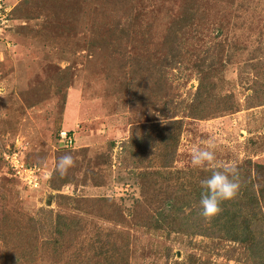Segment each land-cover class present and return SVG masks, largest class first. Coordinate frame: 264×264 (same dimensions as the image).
Returning a JSON list of instances; mask_svg holds the SVG:
<instances>
[{
  "label": "rangeland",
  "instance_id": "374dc122",
  "mask_svg": "<svg viewBox=\"0 0 264 264\" xmlns=\"http://www.w3.org/2000/svg\"><path fill=\"white\" fill-rule=\"evenodd\" d=\"M21 1L5 0L12 8ZM189 6L196 10L187 16L190 26L185 29L189 59L186 65L160 72L163 39ZM21 12L28 17L11 16L10 25L0 32V227L14 232L26 218L44 216L45 210L79 213L87 220L76 245L60 255H40L30 264H78L70 256L77 246L88 247L97 229L105 233L114 228L131 236L130 264H236L226 253L233 243L216 250L213 241L199 234L154 236L134 221L118 224L99 207L92 215L73 203H59L58 196L109 199L127 215L141 197L139 173L148 169L125 149V142L148 131L133 130L136 125H163L171 117L182 121L175 167H193L192 148L209 144L217 165L264 157V105L250 107V77L238 72V61L252 52L263 55L255 48L264 39V0H32ZM119 19L134 22L133 40L126 49L156 62L155 81L127 66L130 59L123 63L115 58L108 47L89 48L96 28L105 31ZM219 40L227 42L231 59L223 49H215ZM211 54L220 69L219 90L233 91L242 108L197 119L187 113L199 83L192 67ZM159 76L164 79L161 84ZM61 130L74 136L72 147L61 143ZM8 151H18L26 163L40 164L41 184L30 188L16 178L3 158ZM65 154L73 159L66 172L69 181L53 186L43 182ZM5 244L0 241V264H11Z\"/></svg>",
  "mask_w": 264,
  "mask_h": 264
},
{
  "label": "trees",
  "instance_id": "16d2710c",
  "mask_svg": "<svg viewBox=\"0 0 264 264\" xmlns=\"http://www.w3.org/2000/svg\"><path fill=\"white\" fill-rule=\"evenodd\" d=\"M31 1L22 0L12 8L11 15L15 18H27L29 14L22 13L21 8ZM192 7L189 6L185 12L183 11L163 39L162 50L165 53L160 56V72L169 66L186 65L189 59L186 55L189 41L186 39L185 29L190 26L187 20L191 17L187 16L195 15L196 10ZM123 14L129 15L126 12ZM121 20L105 31V28H96L89 40V48L108 47L115 58L124 61L123 63L130 59L131 64L127 66L137 67L141 75L144 74L148 79L155 81L153 66L156 62L151 57L146 59L141 55H130L126 49L129 41L133 40L131 34L135 27L134 22L128 19L120 22ZM143 38L146 41L147 36ZM260 40H263V43L259 42L255 51L261 50L263 55L259 56L252 52L245 61H238L240 76L250 77L246 88L249 92L246 100L248 102L252 100L250 107L264 105V39ZM214 46L217 50L225 51L227 60L231 59L225 40H219ZM217 50L214 54L220 58L221 54ZM207 52L208 50L205 54ZM216 56L203 55L202 58H198L199 64L192 67L197 73L199 83L187 108L190 117L209 119L242 108V103L236 99L233 91L219 90L223 86L220 83V69L214 58ZM209 57H212L213 61L207 62L206 59ZM66 69L68 67L64 71H67ZM162 77L164 78L163 75ZM162 77L159 76L157 80L160 84L164 80ZM139 125L133 130L143 127L148 128V131L137 138L135 135L130 136L129 141L125 142V149L133 152L135 159L146 164L145 169L148 170L139 173V176L143 181H147H141V197L135 199L133 208L127 215L123 208L105 198L59 195V203H73V207L92 215L97 213L95 207H99L102 213L107 214L103 215L112 221L128 225L134 221L154 236L168 238L178 233L188 236L199 234L213 241L212 247L216 250L224 244L233 243L229 245L226 253L236 261V264H264V157L245 158L243 162L236 164L239 184L237 195L231 200L222 201L219 205L221 211L215 217L205 219L200 215L198 203L200 181L210 175V172L193 167L174 166L182 121L171 117L163 125L159 122H151L149 126ZM67 177V174L60 176L54 170L43 182L49 181L52 186L56 182L62 185L69 181ZM45 211L49 215L47 213L39 218L28 217L14 232L0 227V241L6 242L4 248L11 251V264H17V257L27 259L26 262L19 260L20 264H30L40 255L65 253L87 230V220L79 213ZM96 232L95 239H92L88 247L80 243L70 254L78 264H130L131 236L128 232L115 228L105 233L99 229ZM7 241L12 242L8 244Z\"/></svg>",
  "mask_w": 264,
  "mask_h": 264
},
{
  "label": "clouds",
  "instance_id": "9594fccd",
  "mask_svg": "<svg viewBox=\"0 0 264 264\" xmlns=\"http://www.w3.org/2000/svg\"><path fill=\"white\" fill-rule=\"evenodd\" d=\"M212 149L211 144L206 147L194 146L190 153L193 168L210 172V175L200 181L198 203L200 215L205 219L215 217L221 211L220 203L233 199L239 190L236 165L230 163L217 165L214 163L215 153ZM72 165L71 155L65 154L58 158L55 171L63 176Z\"/></svg>",
  "mask_w": 264,
  "mask_h": 264
},
{
  "label": "built area",
  "instance_id": "2783aa9c",
  "mask_svg": "<svg viewBox=\"0 0 264 264\" xmlns=\"http://www.w3.org/2000/svg\"><path fill=\"white\" fill-rule=\"evenodd\" d=\"M11 10L12 6L6 4L5 0H0V32L10 25L12 21ZM6 44L9 45V42ZM60 141L65 147L74 145V139L68 130L60 131ZM3 158L12 174L28 187L35 188L41 184L44 175L42 174L43 167L40 164L26 163L24 156H19L18 151H8Z\"/></svg>",
  "mask_w": 264,
  "mask_h": 264
},
{
  "label": "crops",
  "instance_id": "0c3cea01",
  "mask_svg": "<svg viewBox=\"0 0 264 264\" xmlns=\"http://www.w3.org/2000/svg\"><path fill=\"white\" fill-rule=\"evenodd\" d=\"M71 134V133H70ZM72 135V134H71ZM72 137H73V139H74V143H75V138H74V136L72 135Z\"/></svg>",
  "mask_w": 264,
  "mask_h": 264
}]
</instances>
